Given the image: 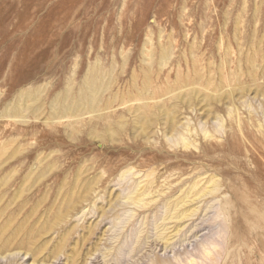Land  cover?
<instances>
[{
    "label": "rangeland",
    "instance_id": "obj_1",
    "mask_svg": "<svg viewBox=\"0 0 264 264\" xmlns=\"http://www.w3.org/2000/svg\"><path fill=\"white\" fill-rule=\"evenodd\" d=\"M1 188L47 263L264 264V0H0Z\"/></svg>",
    "mask_w": 264,
    "mask_h": 264
},
{
    "label": "bare ground",
    "instance_id": "obj_2",
    "mask_svg": "<svg viewBox=\"0 0 264 264\" xmlns=\"http://www.w3.org/2000/svg\"><path fill=\"white\" fill-rule=\"evenodd\" d=\"M90 86H92V85H90ZM187 144H188V142H187ZM196 186H197V184H196ZM6 191H7V188H1L0 189V219L2 216H5L2 223H0V257L1 256L5 257L7 255L13 254V252H14L13 250L20 251L23 249V250H25L24 253L26 255L28 253H30L31 256L35 257V259H33L34 261L35 260H36V262L41 261L39 264H51V263L46 262L51 257L56 259V258H58V256L65 255V253H64V250L66 248L65 238H61L50 249L47 247L46 242L41 243V240L43 239L42 236L46 235L48 232L52 231L60 222L59 221L56 222V220H55L54 223H51V224H48V223L43 224L42 223L37 229L33 228V225L30 222V214L28 213V209H25V207H26L25 202H17L13 206H11L10 204L4 205V203H2V200L6 194ZM213 193H214V191H213ZM201 194H203V193H201ZM185 196H186V194H185ZM17 197H20L19 192L14 194V198H17ZM134 201H136V200H134ZM57 218H58V215H57L56 219ZM16 220H18V221L15 223ZM170 225H172V224H170ZM21 228H24L25 231L21 230ZM22 231L24 233L23 234L24 237L19 238V235L21 234ZM63 234H64V232H63ZM61 237H66V235H63ZM39 240H40V242H38ZM204 250H205L206 254L209 253L208 249L204 248ZM211 250L215 251L214 249H211ZM206 254H204V255H206ZM79 257H80V253H78V251H73V249H72L70 251V254L66 255V257H65L66 264H77ZM203 260H204V258H203ZM84 261H87V260H84ZM36 264H38V263H36ZM189 264H194V262L190 261Z\"/></svg>",
    "mask_w": 264,
    "mask_h": 264
}]
</instances>
